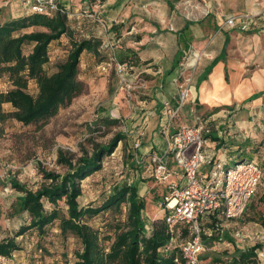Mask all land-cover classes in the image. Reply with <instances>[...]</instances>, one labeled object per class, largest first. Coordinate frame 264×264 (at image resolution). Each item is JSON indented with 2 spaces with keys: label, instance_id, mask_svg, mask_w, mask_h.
I'll use <instances>...</instances> for the list:
<instances>
[{
  "label": "rangeland",
  "instance_id": "374dc122",
  "mask_svg": "<svg viewBox=\"0 0 264 264\" xmlns=\"http://www.w3.org/2000/svg\"><path fill=\"white\" fill-rule=\"evenodd\" d=\"M59 1L69 7V13L72 14L68 17L69 25L73 29L75 38H88L96 34L103 37L104 44L108 47L103 44L97 53L86 51L82 53L78 67V79L83 86L82 92L69 104L59 107L57 113L46 123L40 121L24 125L11 117L0 121V239L12 236L20 225L27 224L30 220L26 212L19 213L16 210L17 197L21 195V192L12 186V182H17L24 188L36 190L43 183L48 182L43 178V170L55 174H63L66 171V167L57 162L58 150L66 152L68 157L74 159L82 156L85 151L90 155L92 147L89 139L99 144H106L117 132L122 133L124 138L118 142L112 153L103 156L101 168L81 181L82 193L78 197L80 206H100L108 198L114 186L136 182L140 186V195L145 199L144 216L148 220L165 218L163 200L169 190L165 183L158 181L147 170L149 163L147 157L150 153L159 150L161 140L159 135L164 136V129L167 132L171 131L168 129V124L174 127L180 124H193L199 116V121L220 139V141H213L211 137L206 138L204 135L207 139V152L214 153L217 160H221L224 164L222 179L226 168L234 167L243 158L257 159L263 167L260 182L241 216L233 222H227L228 228L220 232L218 238L206 237L203 240L204 251L199 256L200 264H229L238 251L258 243L262 247L257 250V262L264 264V239L262 241L242 240L235 236L237 230L252 236L258 235L259 238L264 236V128H262L264 120H262V126L257 127L256 136L248 137L244 134L245 130L242 132L235 127L237 120L241 118L240 108H235L236 110L233 111L237 118L235 117V120L231 122L210 118L205 120L207 112L202 108L199 109L198 105L195 106L197 113L187 110L185 105L188 102L187 96L184 100L185 104L180 106L181 112L179 108L176 114L173 113L174 111L172 114L163 113V111L161 113L160 110L163 107L161 103L156 113H151L154 110L155 101L150 96V86L147 82L144 85L139 84L140 80L137 81L136 78L137 75L145 78V73L134 68L127 70L129 73L124 76L132 84L128 89L116 72L113 60L116 57L115 50L119 47L115 46H128V40L125 42L124 37L117 33L113 34L109 26L99 33L101 28L98 19L102 22L105 15L103 13L100 15L94 5L100 0ZM164 1L170 9V15L175 16V11V13L179 12L178 16L184 17L183 13H187V0H161V2L157 0L152 8H139V4V7L135 8L147 10L150 18L159 17L162 10L160 5H163ZM193 1L197 4L208 2V0ZM223 2V14L218 15L219 8H214L215 18L218 17L215 21H218L219 26L226 17L243 14H255L259 23H262L260 17L262 12H255L260 10L261 6L251 7L247 0H223ZM30 3L28 0H0V22L30 13ZM172 10L174 11L171 12ZM195 10L197 21H195L194 29L205 31L203 24H200L204 12L200 9ZM147 12H140V14H148ZM89 14L93 17L88 16ZM210 14L211 12L208 16ZM210 22L208 31L211 36H215L216 32H219L218 25L215 27L211 17ZM221 28L232 30L224 26ZM129 29L130 27H127V30ZM236 30L239 29L236 28ZM192 31L194 30L191 28L187 32L191 50L182 53L180 57L182 64L176 71L169 74L168 80L174 85L164 90L167 99H173V92L176 90L178 92L188 90L189 94L190 88L197 81L200 55L194 50L195 38L191 35ZM127 36L128 34L125 35L126 39ZM31 48V44H26L23 50L28 53ZM70 49L71 42L66 35L51 42L49 62L45 66L47 72L57 70V66L66 59ZM201 72L205 74L206 70ZM10 87L11 84L6 77L0 78L1 91H6ZM28 90L36 94V84L31 81ZM3 108L5 111L12 110L9 104H4ZM105 117L110 121L107 125H103L102 120ZM114 119L117 120L116 123L111 122ZM158 121L162 124L159 125ZM138 130L140 132L143 130L144 134L140 136ZM135 142H141L140 148L135 149ZM219 143L220 148H218ZM151 145L152 147H149ZM82 148H84L83 151ZM236 149L240 151L229 153ZM136 154L140 157L138 160L133 158ZM208 169L209 166L205 165L201 168V172L207 173ZM44 206L48 211L54 207L46 200H44ZM56 208L60 215H67L64 200H59ZM126 213V204L122 203L120 209L106 208L96 215L86 217L85 220L99 230L100 240L107 249L116 233L123 228ZM17 241L21 249L14 252L11 259L0 257L1 264H71L76 261L75 252L82 249L81 242L73 233L63 234L60 231L59 220L48 225L44 233L30 229L24 235L17 237Z\"/></svg>",
  "mask_w": 264,
  "mask_h": 264
},
{
  "label": "trees",
  "instance_id": "16d2710c",
  "mask_svg": "<svg viewBox=\"0 0 264 264\" xmlns=\"http://www.w3.org/2000/svg\"><path fill=\"white\" fill-rule=\"evenodd\" d=\"M57 2L60 10L50 14L31 11L26 15L0 22V78L6 77L11 84L6 91L0 90V121L11 117L24 125L40 121L46 123L57 113L59 107L69 104L82 92V82L78 79L80 57L85 51L97 53L103 46L102 36L94 34L88 38H75L73 29L69 25V7L59 0ZM102 19L109 29H114L115 24ZM191 23L186 21L180 32L188 31ZM260 24L261 22L257 20L251 30L259 29ZM62 35L70 39L71 49L66 59L57 66V70L49 73L45 68L49 62V46ZM26 44L32 46L28 53L23 50ZM182 48L188 49L187 38L182 39ZM181 56L182 51L180 50L173 63V68L178 65ZM220 57L221 54L214 58L211 66ZM115 58L119 62H127L130 69L134 68L133 66L138 61L135 56L122 55L120 59H117V56ZM173 68L168 70L166 75L170 74ZM210 70L211 68L207 72ZM225 79H228L227 70ZM31 81L37 86L36 94L28 90ZM167 87L164 85L163 90H158V97L150 95L155 101L154 105L157 106V110L161 104H156V99L167 98L164 94ZM172 100H167L169 101L167 106L163 104L161 113L163 111V113L172 114L177 109L179 103ZM4 104H9L12 110L5 111ZM157 114L159 116V113ZM106 120L107 117L103 118V125L110 123ZM111 122L116 123L117 120L114 119ZM158 124L162 123L158 121ZM205 136L206 138L211 137L213 141H220L218 136L212 132H208ZM123 138L124 135L117 132L106 144H99L89 139L92 147L91 154L85 151L76 159L58 150L57 162L66 167V171L63 174H55L43 170V178L48 182L43 183L36 190L27 189L17 182H12V186L21 192V195L17 197L16 210L19 213L26 212L30 220L27 224L20 225L12 236L0 239V257L11 259L14 252L21 249L17 237L24 235L26 231L36 229L39 233H44L48 225L59 220L60 231L63 234L73 233L82 245V249L75 252L76 261L71 264H175L176 248L166 253L161 251V248L168 245L171 238L165 218L148 220L144 216L145 199L140 195L138 183L114 186L108 198L100 206H80L78 197L82 193L81 181L101 168L103 156L112 153ZM218 148H220V143ZM235 151L240 150L236 149L229 153ZM67 153L70 154V152ZM214 158L217 159L215 154ZM243 160L246 159L243 158L241 161ZM258 165L263 172L262 165L259 162ZM147 170L151 173V167ZM44 200L54 207L49 211L45 209ZM59 200H64L67 206L66 216L60 215L56 208ZM122 203H125L127 207L125 224L106 249L100 240L99 230L87 223L85 219L106 208L120 209ZM216 219L215 212H210L202 218L203 240L206 237L218 238ZM186 233L187 231L183 230L182 235ZM261 247L262 245L258 243L243 251H238L229 264H258L257 250Z\"/></svg>",
  "mask_w": 264,
  "mask_h": 264
},
{
  "label": "crops",
  "instance_id": "0c3cea01",
  "mask_svg": "<svg viewBox=\"0 0 264 264\" xmlns=\"http://www.w3.org/2000/svg\"><path fill=\"white\" fill-rule=\"evenodd\" d=\"M156 1L100 0L98 4L94 5L100 15L101 13L105 15L103 18L106 21L115 24L111 32L124 37L125 42L128 40L126 48L122 45L115 46L119 47L115 50L117 59H120L122 55L138 58L136 65L133 66L134 69L145 73L144 77L150 86V95L158 97V90H163L162 86L167 87L168 85L170 87V85H174L172 81L169 82L170 75H166V72L173 68V63L180 50L182 53L191 50V48L189 49V43L187 50L182 48V39H189L187 32L192 28L194 31L191 35L195 38L193 46L194 50L199 52L200 64L197 81L190 88L187 96L188 102L184 103L187 105V110L196 112L195 106L198 105L199 109L202 108L207 112V120L210 118L231 122L235 120V117L237 118L233 111L240 108L241 118L237 120L235 127L241 129L242 132L245 130L244 134L248 137L256 136L257 127H261L262 120H264V0H247L251 7H262L260 10L255 11L256 13L258 11L262 12L260 16L262 23L259 29L247 32L236 29H222L218 21H215L218 17L215 18L214 8H219L217 10L218 15L223 14V0H208L204 4L187 0L188 9L187 13H183L184 17L178 16L179 12L175 13L174 10L171 12L174 11L175 16L170 15V9L165 1L163 5H160L162 10L159 17L150 18V13L147 10L135 8L139 5V8H152ZM84 4L86 5V2ZM195 9L204 12L200 24H203L205 31H195L194 29L195 21H197ZM140 12H147L148 14H140ZM210 12L211 14L208 16ZM210 17L212 23L215 22V27L218 25L219 32H216L215 36H211L208 31L211 23ZM186 21L192 23L188 31L182 33L180 30ZM99 27L101 28L99 33H102V30L108 26L104 25L103 27L102 24H99ZM127 27H130V29L127 30ZM127 34L126 39L125 35ZM104 45L108 47L107 44ZM220 54L221 57L211 66L214 58ZM181 64L182 61L180 60L172 72L176 71ZM209 68L211 70L207 72ZM203 70H206L205 74H202L201 71ZM226 70L227 80L225 79ZM173 93L172 101L179 103L180 91L176 90ZM254 95L256 96L253 97ZM156 100V104H164L168 99L157 98ZM156 111L157 106L154 107L151 113H156ZM177 127L168 124L169 130H174ZM262 128H264V124ZM159 138L161 140L157 152H161L165 147L164 136L159 135ZM149 147H152V145ZM174 176L178 178L179 173ZM231 221L233 222L234 219Z\"/></svg>",
  "mask_w": 264,
  "mask_h": 264
},
{
  "label": "built area",
  "instance_id": "2783aa9c",
  "mask_svg": "<svg viewBox=\"0 0 264 264\" xmlns=\"http://www.w3.org/2000/svg\"><path fill=\"white\" fill-rule=\"evenodd\" d=\"M32 12L50 14L60 10L57 0H28ZM71 17V13H68ZM88 16L93 17L92 14ZM100 24L101 22L99 19ZM255 14H243L226 17L221 27L249 31L256 24ZM116 72L122 82L129 89L131 82L124 75H128L131 67L127 62H119L114 58ZM139 84L144 85L145 78L137 75ZM188 96V90L179 95V107ZM168 101L164 102L167 106ZM199 116L193 124H183L174 131L164 129L165 147L162 152H152L147 157L148 167L152 176L165 183L169 193L164 197L163 210L165 222L171 232L167 246L161 248L166 253L176 248L175 264H200L199 256L204 251L202 218L210 212H215V225L218 232L227 229V222L238 218L244 212L251 196L260 182L262 171L256 160H243L232 168H226L224 178L223 162L214 158L206 150L207 139L205 133L210 132ZM140 136L144 134L138 130ZM141 142H135V149L140 148ZM135 157L140 158L137 154ZM143 161V160H142ZM143 163V162H142ZM209 166L207 173L201 172L203 166ZM179 177L175 178V174ZM183 230L187 234L182 235ZM235 236L240 239L263 240L264 236L248 235L237 230Z\"/></svg>",
  "mask_w": 264,
  "mask_h": 264
}]
</instances>
